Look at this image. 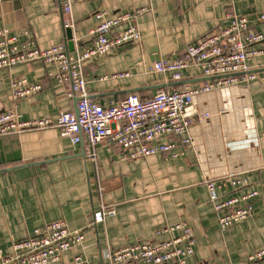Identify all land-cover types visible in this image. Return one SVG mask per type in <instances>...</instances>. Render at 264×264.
Returning a JSON list of instances; mask_svg holds the SVG:
<instances>
[{
    "label": "crops",
    "instance_id": "0c3cea01",
    "mask_svg": "<svg viewBox=\"0 0 264 264\" xmlns=\"http://www.w3.org/2000/svg\"><path fill=\"white\" fill-rule=\"evenodd\" d=\"M65 0H0V30L21 42L33 41L42 50L65 43L62 4ZM74 50L91 44L90 32L104 11L110 18L142 12L135 24L141 32L138 43L125 45L93 59L84 66L87 89L100 104L117 102L129 90L151 97L158 89L178 88L168 75L148 69L179 55L186 46L223 30L229 14L255 19L264 12V0H71ZM252 28L264 34V25ZM73 50V51H74ZM264 58L251 61L252 70L264 75ZM57 69L42 62L25 63L0 70V111H16L23 121L56 120L75 113L76 101L69 85L57 79ZM128 73V76L118 77ZM189 85L203 83L195 68L184 72ZM25 79L39 89L14 100L11 80ZM168 79V80H167ZM182 86V85H181ZM248 96L215 95L211 101H228L227 111H211L212 118L193 127L192 148L177 159L165 155L123 161L122 153L108 142L88 158L86 144L73 145L55 128L24 131L0 137V249L11 253L15 241L33 235L35 229L62 220L71 230H82L81 246L62 254V264H72L77 254L91 262L110 264L108 250L138 242H161L178 233H158L166 227L185 224L196 236L195 254L189 264H248V257L264 246V88L257 81L248 85ZM251 104V110L245 109ZM213 107V104H212ZM239 170L247 184L228 181L218 192L221 199L253 191L251 219L226 230L218 224L208 177ZM101 203L113 206L114 216L93 223ZM141 264V263H125Z\"/></svg>",
    "mask_w": 264,
    "mask_h": 264
},
{
    "label": "built area",
    "instance_id": "2783aa9c",
    "mask_svg": "<svg viewBox=\"0 0 264 264\" xmlns=\"http://www.w3.org/2000/svg\"><path fill=\"white\" fill-rule=\"evenodd\" d=\"M63 25L75 27L71 0L62 4ZM142 12H125L110 18L104 11L95 14L100 24L90 32L93 40L81 51H70L66 43L39 49L33 41L21 42L15 35L0 30V70L33 62L51 64L57 69V79L69 85L68 95L76 101L78 115L61 114L56 120L23 121L16 111H0V137L24 131L55 128L73 145L86 144L88 158L96 157V148L108 142L122 153V160H134L155 155L172 159L182 157L192 148L193 127L212 118L217 105L211 101L217 95L248 96V85L253 81L264 88V75L252 70L251 61L264 58V34L255 31L253 21L264 25V12L254 20L247 16L229 14L230 24L223 30L186 46L171 59L154 63L150 74L168 75L167 82H181L184 72L195 68L203 78L213 80L200 85L185 84L178 88H159L151 97L131 93L124 99L100 104L91 98L87 89L84 66L119 48L141 40L135 20ZM261 67L264 68V62ZM128 73L118 77L128 76ZM12 96L20 100L37 91L39 85H30L25 79L11 80ZM225 102V101H223ZM250 102L249 97L247 103ZM213 104V107H212ZM228 108L219 107L220 111ZM251 110V104L245 106ZM229 110V109H228ZM231 182L235 187L247 184L244 173L234 170L219 177H208L205 185L210 193L218 224L222 230L238 225L254 215V201L258 191L243 196L221 199L218 192ZM113 206L101 203L93 213V225L114 216ZM178 234L161 242H138L121 249L108 250L110 264H189L195 254L196 236L191 227L177 224L158 233ZM85 239L82 230L71 231L62 220L46 223L35 229L33 235L15 241L11 253L0 249V264H62V254L81 246ZM72 264H101L77 254ZM248 264H264V246L248 257Z\"/></svg>",
    "mask_w": 264,
    "mask_h": 264
},
{
    "label": "water",
    "instance_id": "95a60500",
    "mask_svg": "<svg viewBox=\"0 0 264 264\" xmlns=\"http://www.w3.org/2000/svg\"><path fill=\"white\" fill-rule=\"evenodd\" d=\"M65 43L68 45V48L69 50L72 52L74 50V39H73V32H72V29H67L65 28ZM210 80H213L212 79H209V78H204L202 79L203 82H207V81H210ZM186 82H177L175 83L173 86H181V85H185ZM167 87L166 85H158V86H153L151 87L152 89H159V88H165ZM143 89L141 88H136V89H132V90H129L128 92L129 93H139L141 92ZM75 113L78 115V111H77V107L75 108Z\"/></svg>",
    "mask_w": 264,
    "mask_h": 264
},
{
    "label": "rangeland",
    "instance_id": "374dc122",
    "mask_svg": "<svg viewBox=\"0 0 264 264\" xmlns=\"http://www.w3.org/2000/svg\"><path fill=\"white\" fill-rule=\"evenodd\" d=\"M215 95H217V94H215ZM226 99H228V98H226ZM214 101L216 102V100H214ZM217 102L221 103L220 105L219 104L217 105V108H218L217 111H220L219 107L228 108V101L223 102V101H218V99H217Z\"/></svg>",
    "mask_w": 264,
    "mask_h": 264
}]
</instances>
